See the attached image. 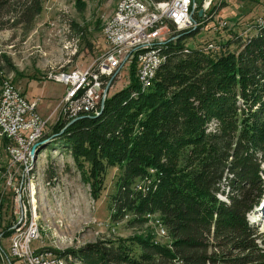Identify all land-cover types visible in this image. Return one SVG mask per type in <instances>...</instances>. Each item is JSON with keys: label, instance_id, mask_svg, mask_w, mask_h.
I'll return each instance as SVG.
<instances>
[{"label": "trees", "instance_id": "trees-1", "mask_svg": "<svg viewBox=\"0 0 264 264\" xmlns=\"http://www.w3.org/2000/svg\"><path fill=\"white\" fill-rule=\"evenodd\" d=\"M40 1L14 9V24L32 25ZM198 30L165 43V60L146 90L131 71L129 83L105 98L101 114L99 106V115L69 125L58 120L36 148L37 154L47 145L66 152L95 200L106 170L120 169L111 220L128 216L139 227L157 216L155 228L159 222L170 243L149 232L58 257L81 264H264V237L248 219L264 200V25L244 39L220 37L217 52L188 44ZM13 225L1 239L14 233Z\"/></svg>", "mask_w": 264, "mask_h": 264}, {"label": "rangeland", "instance_id": "rangeland-1", "mask_svg": "<svg viewBox=\"0 0 264 264\" xmlns=\"http://www.w3.org/2000/svg\"><path fill=\"white\" fill-rule=\"evenodd\" d=\"M12 1L10 6H0V27H4L0 28V67L9 84L24 95L26 93L29 100L38 101L37 112L44 119L54 111L65 92V85L46 77L87 68L105 53L104 29L114 16L118 0H41L42 10L29 26L13 22L15 11L19 10L14 9L25 0ZM212 15L214 18L203 23L196 36L188 41L190 46L212 40L211 28L217 19L238 22L236 29L228 27V30L235 31L223 32L216 35L217 38L228 39L233 37V33L246 31L256 19H264V0H226L218 6L217 14ZM253 32L252 29L245 35ZM2 55L10 60L17 75L2 61ZM131 71L134 72V67L124 66L120 70L108 95L129 83ZM3 85L2 81L0 91ZM102 109H99L100 114ZM57 118V113L52 115L46 135L52 133ZM213 128L211 123L208 130ZM51 150L48 145L40 147L41 153H34L22 172L25 211L28 218L37 223L39 231L38 239L30 245L32 249L48 251L58 257V252L77 251L100 240L127 239L149 232L155 234L154 241L164 245L170 243L169 237L158 235L154 222L157 216L139 227H132L128 216L118 222L111 220V198L116 192L120 169L106 170L100 197L95 200L89 184L82 181L71 157L66 152ZM20 177L21 171L10 164L0 140V232L19 218L15 191ZM217 197L224 200L221 194ZM248 219L264 237V200L248 215ZM12 235L5 239L0 237V264H22L10 254ZM62 259L66 264H81L76 258Z\"/></svg>", "mask_w": 264, "mask_h": 264}, {"label": "built area", "instance_id": "built-area-1", "mask_svg": "<svg viewBox=\"0 0 264 264\" xmlns=\"http://www.w3.org/2000/svg\"><path fill=\"white\" fill-rule=\"evenodd\" d=\"M224 2L226 0H125L120 16L104 33L107 44L105 53L87 68L76 69L54 78L55 82L65 85V92L47 118L43 119L38 114V101L29 100L14 86L0 99V140L5 142L4 150L10 164L21 171L20 182L15 191L20 209L19 218L12 226L14 233L9 247L14 259L20 260L22 264H29V259H36L39 264H56L54 253L39 252L30 246L37 239L28 222L25 211L26 196L22 192V172L27 161L23 159L24 148H30L45 140V130L53 114L57 113V121L70 123L96 111L101 101L109 96L105 89L108 86V91L113 88L114 80L124 66H133L134 72H141L142 85V81H147V75L158 57L157 53L134 56V49L169 43V38L177 37L183 28L200 29L203 23L209 21V12L217 14L218 6ZM255 21L264 19L258 18ZM255 21L246 31L232 36L244 39L245 32L254 28ZM237 23L228 19H217L211 28L213 39L199 44L198 47L206 52H217L222 36H215L228 32V27L236 29ZM136 62H144V70H137ZM3 83L8 84V80L4 79ZM162 228L165 237L167 233L163 226Z\"/></svg>", "mask_w": 264, "mask_h": 264}, {"label": "bare ground", "instance_id": "bare-ground-1", "mask_svg": "<svg viewBox=\"0 0 264 264\" xmlns=\"http://www.w3.org/2000/svg\"><path fill=\"white\" fill-rule=\"evenodd\" d=\"M124 1L125 0H118L114 16L107 23V25H106V27L104 29V33L110 29L111 25L117 20V17L120 16L121 8L124 5ZM263 25H264V21H257V23H255V25H254L253 30L255 31L257 29V27L259 28V27H262ZM188 29H195V28H183L181 31H179V33L182 32V31L188 30ZM171 38H173V37H171ZM164 45H166V44H162V45H148V46H144V47L139 48V49H134V56H150V55H152L154 53H157V57H158L157 58V62L155 63V65H153L151 67V72L148 73V75H147V81H142V85H140V83H141V72H136V77H137V80H138L139 85L141 87L140 89L146 90L151 85L152 81L154 80V77L156 75L157 70L159 69L161 64L164 62L165 57H164V55L162 53ZM136 68H137V70H144V62H136ZM64 74L65 73L54 74V75L49 74L46 77V79L47 80H54L55 77H61ZM11 86L12 85L9 84V83L8 84H4L2 86L1 91H0V99L3 98V96L6 94L7 91H11ZM104 100H105V98L101 101L100 109H102V106L104 104ZM93 113L97 114V110L88 113V115L93 114ZM44 142H45V140H42V141H39V142L33 144L30 148H24V150H23V159H27L25 168H27V166L29 165V161H31L30 159H33V157H32L33 154L37 152L36 148L40 144H43ZM33 147H35L34 151L32 150ZM150 172H151V174L154 173L153 170H151ZM148 180L149 181H147V182L149 184L150 183V179L148 178ZM138 186H139V184H138ZM155 221H158V220H155ZM28 222L31 225L32 230L35 232L36 239H38V232L39 231H38L37 223H35L31 217L28 218ZM156 226H157L156 228L158 229V235L161 236L162 238H164L162 225L159 222H157ZM159 231H162L161 232L162 234ZM54 259L56 261V264H66V262L62 258L55 257ZM29 264H39V262H37L36 259H29Z\"/></svg>", "mask_w": 264, "mask_h": 264}, {"label": "water", "instance_id": "water-1", "mask_svg": "<svg viewBox=\"0 0 264 264\" xmlns=\"http://www.w3.org/2000/svg\"><path fill=\"white\" fill-rule=\"evenodd\" d=\"M201 14V12H199V15ZM108 88H109V86L105 89V93H107L108 92ZM74 121H76V119L75 120H73V121H71L70 123H68V125L69 124H71V123H73ZM34 149H35V147H33V151H34Z\"/></svg>", "mask_w": 264, "mask_h": 264}, {"label": "crops", "instance_id": "crops-1", "mask_svg": "<svg viewBox=\"0 0 264 264\" xmlns=\"http://www.w3.org/2000/svg\"><path fill=\"white\" fill-rule=\"evenodd\" d=\"M25 96H26V93H25ZM27 97V96H26ZM28 98V97H27ZM31 101H34V100H31ZM47 118V117H46ZM56 123V122H55Z\"/></svg>", "mask_w": 264, "mask_h": 264}]
</instances>
